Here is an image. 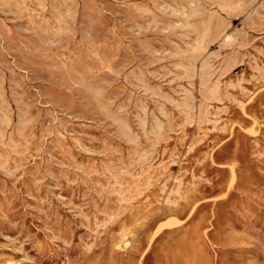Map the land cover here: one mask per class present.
Instances as JSON below:
<instances>
[{
  "label": "rangeland",
  "instance_id": "obj_1",
  "mask_svg": "<svg viewBox=\"0 0 264 264\" xmlns=\"http://www.w3.org/2000/svg\"><path fill=\"white\" fill-rule=\"evenodd\" d=\"M0 264H264V0H0Z\"/></svg>",
  "mask_w": 264,
  "mask_h": 264
},
{
  "label": "bare ground",
  "instance_id": "obj_2",
  "mask_svg": "<svg viewBox=\"0 0 264 264\" xmlns=\"http://www.w3.org/2000/svg\"><path fill=\"white\" fill-rule=\"evenodd\" d=\"M232 23V22H231ZM215 122V121H214ZM143 125V124H142Z\"/></svg>",
  "mask_w": 264,
  "mask_h": 264
}]
</instances>
